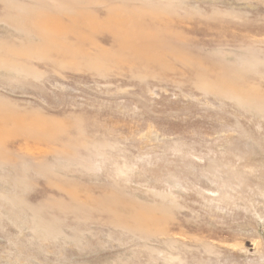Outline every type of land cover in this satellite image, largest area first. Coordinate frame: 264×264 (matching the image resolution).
<instances>
[{
  "label": "rangeland",
  "instance_id": "rangeland-1",
  "mask_svg": "<svg viewBox=\"0 0 264 264\" xmlns=\"http://www.w3.org/2000/svg\"><path fill=\"white\" fill-rule=\"evenodd\" d=\"M0 264H264V0H0Z\"/></svg>",
  "mask_w": 264,
  "mask_h": 264
}]
</instances>
